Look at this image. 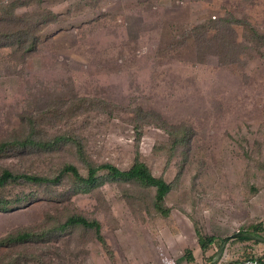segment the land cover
Segmentation results:
<instances>
[{"label": "rangeland", "instance_id": "374dc122", "mask_svg": "<svg viewBox=\"0 0 264 264\" xmlns=\"http://www.w3.org/2000/svg\"><path fill=\"white\" fill-rule=\"evenodd\" d=\"M49 11L58 17L44 18L35 53L0 48V141L35 129L43 141L65 133L79 144L11 151L0 167L54 176L67 163L85 176L89 163L128 169L139 153L172 184V212L151 214L153 190L103 172L91 187L9 186L0 199L21 200L0 210V240L21 229L42 237L0 247V264H186L197 226L217 239L264 226V0H32L17 14ZM227 16L242 22L224 34L232 52L222 58L217 32L195 28ZM85 98L106 111L83 110ZM165 125L187 133L186 146L174 150ZM74 214L99 221L100 235L54 231ZM243 246L224 249L220 264L264 256V244Z\"/></svg>", "mask_w": 264, "mask_h": 264}, {"label": "trees", "instance_id": "16d2710c", "mask_svg": "<svg viewBox=\"0 0 264 264\" xmlns=\"http://www.w3.org/2000/svg\"><path fill=\"white\" fill-rule=\"evenodd\" d=\"M31 1L32 0L12 2L6 1L0 3V48H9L11 50L20 52L23 56H30L32 53L37 51L41 42L40 33L45 28L46 22H43L44 18L50 20L52 17L53 19H56L58 14L56 15L49 11L47 15H42L40 17H34L27 14L18 15L17 11L20 8L29 6ZM38 1L39 0H37V2ZM213 20H215L211 21V23L215 24L213 28L207 24H202L195 28V32L203 31V34L205 35L210 29L215 30L217 32V36L214 37V43H218L216 54L219 51V55L223 58V56L232 52L230 49V42L226 36H224V34H226L229 30L234 33L235 30L233 25L240 24L242 21L234 18V16L222 17L220 19L215 17ZM195 37V41L200 42V39L203 36L202 34H196ZM261 38L263 39L264 44V33ZM206 41L209 42L208 39ZM79 104H81V108L83 110L88 111H95L98 109L106 111L107 108V104L104 101L98 99L85 98L80 100ZM139 111L143 120L147 118L151 119L149 116L150 114L144 113L142 110ZM145 122L152 124L148 120H145ZM165 126L158 127L165 130L168 135L172 137L174 141V150L178 146H180V148L181 146H186V141L188 140L187 133L184 132L182 134L181 130H178L174 126ZM33 130L34 132L28 133L21 139H7L0 141V158L11 151H18L21 155H23L25 152L29 153L31 148L50 149L53 146L55 147L57 142L59 143L61 141H72L75 144H79V142L75 141L74 137L65 133L61 136H56L51 140L43 141L40 138V134L36 133L35 129ZM78 148H80V145H78ZM79 153L82 154L81 148ZM138 154L139 153H137V158L135 159L133 165L125 170H121L117 166L109 163L100 165L89 163L87 164V175L85 176L79 172L75 165L67 163H65L54 176L22 172L8 167H0V190L9 186L17 185H32L36 187H41L43 185H57L61 182V180H63V178H68L71 182L73 181L76 184L91 187L99 181L100 174L103 172V174L113 181L137 184L145 187L146 189L153 190L155 194L153 197V202L151 203V214L155 213L164 219V217L170 216L172 212V208L168 207L166 204V199L172 191L173 186L170 182L166 181L165 178L154 176L150 168L139 159ZM20 200L21 199L5 201L4 199H0V210H13L14 208L8 209L5 207V205L8 203L16 204ZM79 226L88 229H94L96 233L100 235L101 224L99 221H90L87 218L76 214L68 216L63 224L54 228V231H57L58 229L66 230ZM237 233L244 234V236L234 238L233 240L229 238L230 236L223 239H217L214 235H208L206 232L201 230L199 226H197L195 228V234L197 237L198 247L201 250L200 259L203 264H212L216 255H218L220 251L222 252L225 248V245L229 242L231 246L236 245L237 243L245 244V248H249L250 243L252 242L256 244H264V226L262 223L257 225H249L244 230H239ZM40 237H42L40 234L35 235L31 229H21L10 233L5 238L1 239L0 247L13 251L16 248L32 243L33 241H40ZM98 239L105 244V239L103 236H100ZM218 240H220V242L217 244ZM214 246L217 247V250L214 249ZM20 256L21 255L18 257ZM184 256L188 264H195L196 259L192 254V250H186ZM254 257L256 256H253L250 253L245 257V259H251ZM237 260H233L231 262ZM1 261L4 264V260Z\"/></svg>", "mask_w": 264, "mask_h": 264}, {"label": "crops", "instance_id": "0c3cea01", "mask_svg": "<svg viewBox=\"0 0 264 264\" xmlns=\"http://www.w3.org/2000/svg\"><path fill=\"white\" fill-rule=\"evenodd\" d=\"M233 240V239H232ZM219 242H220V240H218ZM217 241V244L219 243ZM197 245H198V243H197ZM237 245V244H236ZM236 245H233V246H231L230 245V242L229 243H227L226 245H225V248L224 249H227L228 250V248H230V247H234V246H236ZM238 245H241V246H243V245H245V244H242V243H238ZM198 247V246H197ZM198 249V252H197V254H195V252L192 250V254H193V256H194V258L196 259V261H195V264H203V262L201 261V259H200V256H201V250H200V248L198 247L197 248ZM214 249L215 250H217V247L216 246H214ZM242 249V248H241ZM243 249H244V252L247 254V252H248V250H249V248H245V246H243ZM186 250H188V249H185V251ZM191 250V249H190ZM185 251H184V253H185ZM184 253H183V258H184V260H185V263L186 264H188V262H187V260H186V258H185V256H184ZM222 253H223V251L221 252H219L218 253V255H216V257H215V259L213 260V262H212V264L213 263H215L218 259V264H220V262H221V260H222V258L224 257L223 255H222ZM257 253V250H252V255L253 256H256L255 254ZM248 254H250V253H248ZM219 255H221V257L219 258ZM244 257H246V256H244ZM235 260H237V259H235ZM233 261V260H232ZM231 262V261H230Z\"/></svg>", "mask_w": 264, "mask_h": 264}, {"label": "built area", "instance_id": "2783aa9c", "mask_svg": "<svg viewBox=\"0 0 264 264\" xmlns=\"http://www.w3.org/2000/svg\"><path fill=\"white\" fill-rule=\"evenodd\" d=\"M225 264H264V256L251 259H238L237 261Z\"/></svg>", "mask_w": 264, "mask_h": 264}, {"label": "water", "instance_id": "95a60500", "mask_svg": "<svg viewBox=\"0 0 264 264\" xmlns=\"http://www.w3.org/2000/svg\"><path fill=\"white\" fill-rule=\"evenodd\" d=\"M242 236H244V234L236 233V234L231 235L229 238H230V239H234V238L242 237ZM220 257H221V255H219V258H220ZM218 260H219V259H218ZM218 260H217L215 263H213V264H218Z\"/></svg>", "mask_w": 264, "mask_h": 264}]
</instances>
